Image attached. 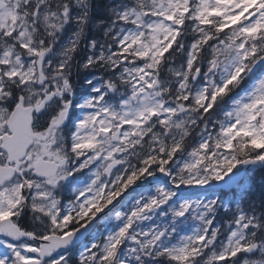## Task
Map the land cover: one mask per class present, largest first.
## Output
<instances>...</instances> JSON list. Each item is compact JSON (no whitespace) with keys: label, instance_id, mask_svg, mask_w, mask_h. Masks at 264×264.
<instances>
[{"label":"snow or ice","instance_id":"1","mask_svg":"<svg viewBox=\"0 0 264 264\" xmlns=\"http://www.w3.org/2000/svg\"><path fill=\"white\" fill-rule=\"evenodd\" d=\"M0 264H264V0H0Z\"/></svg>","mask_w":264,"mask_h":264}]
</instances>
